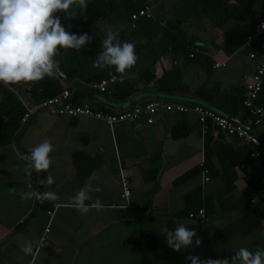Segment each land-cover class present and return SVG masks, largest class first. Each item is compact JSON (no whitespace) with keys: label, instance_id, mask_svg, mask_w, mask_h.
Instances as JSON below:
<instances>
[{"label":"crops","instance_id":"obj_1","mask_svg":"<svg viewBox=\"0 0 264 264\" xmlns=\"http://www.w3.org/2000/svg\"><path fill=\"white\" fill-rule=\"evenodd\" d=\"M252 1L248 13L220 26L198 17L189 9V0H163L154 7L153 17L182 18L194 43L201 47V59L189 63L179 54H158L150 50L152 45H145L147 41L136 36L135 42L144 45L137 55L138 68L150 67L157 76L163 68L170 69L176 60L175 66L182 69L181 81L190 87L185 93H161L153 82L139 81L131 99L133 103L129 101L124 105L126 101L116 102L110 94L97 92L80 79H73L71 83L61 80V83L69 88L71 96L76 94L79 103L87 102L94 108L111 111L147 99L194 104L203 101L194 93L203 84L208 87L219 84L220 89L225 90L235 84L243 85L250 64L239 48L253 24L264 16V0ZM229 2L239 3L237 0ZM160 37L152 39L151 44L157 43ZM205 58L212 65L214 62L224 65L211 66L207 73L202 65ZM33 85L37 82L21 84L18 89L29 107L34 103L29 93ZM111 103L122 105L112 106ZM232 117L252 127L257 139L254 146L264 149V124L253 127L243 108ZM177 125L187 129L182 137L172 135V128ZM210 136L212 171L210 180L204 182L198 167L206 157L205 136L193 111L161 113L153 124L118 122L112 125L87 116L68 118L47 111L33 114L13 133L9 142L0 143V264H191L186 259L189 255L201 260L229 258L230 264H239L231 260L239 248L252 252L264 249V177L255 191V207L249 206L252 192L246 178L259 157L249 155L240 164L231 166L234 161L225 157L226 152L241 146L242 141L215 132ZM45 139H50L55 146L51 153L53 164L47 173L33 172L31 182L34 190L53 191L60 199L43 203L34 198L21 199L19 193L32 190L23 172L26 162L22 156ZM76 152L85 154L93 164L85 183L77 176ZM193 170L189 179L174 184L179 176ZM49 174L55 180L53 185L45 183L43 186L37 182ZM123 178L130 182L128 197L121 196ZM88 184L102 189L92 195L101 199L104 208L81 215L74 208L72 197ZM199 187L203 195L210 193L215 198L216 214L204 224L186 213L188 209L194 211L191 208L196 203V198L188 203L187 196ZM181 223L197 232L202 241L199 247L195 246L196 237L186 250L177 252L168 247L163 230H174ZM137 227L156 236L152 249L148 248V239H142L140 251H132ZM42 236L46 237V247H34L33 253L27 256L21 252L22 245L40 240Z\"/></svg>","mask_w":264,"mask_h":264},{"label":"trees","instance_id":"obj_2","mask_svg":"<svg viewBox=\"0 0 264 264\" xmlns=\"http://www.w3.org/2000/svg\"><path fill=\"white\" fill-rule=\"evenodd\" d=\"M189 1V9L196 12L198 17L209 19L213 26H220L225 21L232 18H241L248 13L253 5L252 0H237L239 2L237 4L230 3L229 0ZM144 3V0H90L87 1L83 11L81 10L82 7H79L69 32L76 33L77 35L87 33L93 37V41L92 43L85 45L79 51L73 49L61 50L60 55L58 56L60 69L68 77L72 79H80L85 83L98 81L106 75V69H96L92 67V63L100 52L102 41L105 38L100 30V24L106 18L114 14L120 7H123L125 10L126 25L119 30V38L122 42L127 41L134 43L137 55L144 46L135 42V37L139 36L140 39L147 41L145 45H152L150 46V50L153 52H158V54L166 52L175 53L182 55V57L189 63L199 62L201 59V53H195L193 57H189L193 46L201 47L199 44L194 43V38L189 35L187 28L183 24L182 18L162 20L159 17H141L137 20L134 29L129 28V18L131 13L141 8ZM58 15L60 16L61 23L65 26L70 17V13H58ZM159 35H161V37L158 42L151 44L150 41ZM202 65L207 73H210L209 71L212 66L210 60L207 58L203 59ZM181 74V67L173 65L170 69L163 68L156 76L150 71V67L139 70L136 63V65L130 70L128 76L123 77V81L116 83L112 87L110 95L116 102L130 101L133 103V100L131 99H133L132 97L137 90V84L139 81L145 84L153 82L157 91L161 93H185L190 90V87L181 81ZM61 80L63 79L57 75L56 77H45L43 80L37 82V85H33L29 90L31 100L34 102H40L61 92L64 89ZM18 89L19 85L5 87L0 84V143L9 142L13 133L22 126L21 118L26 112V108L20 100L19 93L17 92V94L15 92V90L18 91ZM243 89V85L239 84L232 85L228 90L220 89L219 84H215L212 87L203 84L197 87L194 90V93L207 104L216 107L226 114L234 116L239 108H242L241 102ZM71 99L75 103L80 102L78 101L76 94H74ZM153 100L156 99H147L138 104H144ZM258 102L264 105V86H262ZM252 126L254 127V124H252ZM185 129L186 128L181 127V125L173 127V137H182L187 132V129ZM204 136L206 147V157L204 162L209 168V173L211 174L212 167L210 166L211 162L209 160V143L211 142L212 137L210 136V133H207ZM223 145L230 147V145L228 146L225 143ZM253 150H258L259 159L253 166L251 172L246 175V178L251 192L255 193L261 184V178L264 177V149L256 148L254 144H246L245 142H242L241 146L235 149L230 148V150L226 152L227 155H225V157L228 156L230 159H233L234 162L231 163V166H235L240 164L245 158L249 157ZM74 163L80 182L85 183L90 175L89 173L93 169L91 159L81 152H76L74 153ZM86 167L87 170L85 171ZM200 170V167H198L199 172ZM194 172V170L187 171L175 179L174 184H180L186 181L192 176V174H194ZM150 177L153 178L154 174L150 175ZM200 192V187L190 192L187 196V201L190 203L191 200L196 198L195 207H192L191 209L196 211L198 208L203 207L209 221V219L216 214L214 206L215 198L210 193L203 195L202 192ZM219 201L220 200H218V202ZM223 208L225 207L223 206ZM189 211L190 209L186 212L187 216L190 212H193ZM134 232L135 234L132 240L133 252L140 251L142 239H148L149 249H152L155 246L156 242L154 241L156 240V236L154 234L145 233L140 227L135 228Z\"/></svg>","mask_w":264,"mask_h":264},{"label":"clouds","instance_id":"obj_3","mask_svg":"<svg viewBox=\"0 0 264 264\" xmlns=\"http://www.w3.org/2000/svg\"><path fill=\"white\" fill-rule=\"evenodd\" d=\"M87 0H0V84L5 87L26 83H36L45 77H56L60 73V64L56 59L61 50H81L92 43L93 37L87 33H72L61 23L58 13H70L74 17L76 8L85 7ZM119 30L109 28L102 41L100 52L92 63L96 69L114 68L115 72L127 77L136 65L138 56L135 44L121 41ZM55 146L50 139H45L22 156L26 163L23 172L29 180L28 187L32 190L19 193L21 199H35L41 203L58 201L59 196L53 191L34 190L31 176L33 172L47 173L53 164L51 153ZM39 184L51 186L55 183L52 175L37 181ZM102 189L91 184L80 188L72 197L74 208L81 214L90 210L100 211L104 204L93 193ZM91 201V203H86ZM168 247L174 251L186 250L193 245L199 247L202 241L195 230L188 225L178 224L174 230L164 229ZM34 247H46L43 239L28 241L21 246V252L27 256L33 253ZM186 259L191 264H230L229 258L201 260L200 257L189 255ZM232 261L239 264H264V249L255 252L241 247L236 250Z\"/></svg>","mask_w":264,"mask_h":264},{"label":"built area","instance_id":"obj_4","mask_svg":"<svg viewBox=\"0 0 264 264\" xmlns=\"http://www.w3.org/2000/svg\"><path fill=\"white\" fill-rule=\"evenodd\" d=\"M162 1L163 0L145 1L141 8L131 13L129 28L134 29L137 20L141 17L152 18L154 16V7ZM239 50L244 53L250 64V70L244 75L241 106L244 111L248 113L247 115L251 118L254 125H261L264 124V105L260 104L258 101L262 86H264V16L260 17L253 24L252 29L246 34L241 43ZM195 53H202L201 48L193 46L189 57H193ZM173 64L176 65L177 61H173ZM222 65H224V63L214 62L212 67L216 68ZM105 69L107 71L106 75L98 81L90 82L89 86L97 92L109 95L111 94L112 87L116 83L123 81L124 78L116 73L114 68ZM15 92L17 93L18 91L15 90ZM71 97V92L68 87L48 99L34 102L31 107L20 97V100L26 108V112L21 118L22 126L33 114L39 111H47L51 114L68 118L87 116L101 120L108 125L118 122L153 124L156 116L161 113L175 112L183 114L193 111L197 115L200 131L203 135L215 132L227 137L240 139L246 144H254L257 142L254 134L242 124L200 103L186 104L180 101L156 99L144 104H134L119 111H111L94 108L87 102L75 103ZM251 156L258 158L259 153L253 151L251 152ZM199 167L201 169L200 173L203 176V181H209V168L206 166L204 160L199 163ZM122 186L123 190L121 196L128 197L131 193L129 180L123 178ZM256 196L257 193H252L249 199L250 207H255ZM47 212L50 214L51 210ZM188 217L197 220L201 224L208 221L203 207L190 212ZM48 231L49 229L47 228L46 232ZM41 239L45 241L46 237L42 236Z\"/></svg>","mask_w":264,"mask_h":264},{"label":"rangeland","instance_id":"obj_5","mask_svg":"<svg viewBox=\"0 0 264 264\" xmlns=\"http://www.w3.org/2000/svg\"><path fill=\"white\" fill-rule=\"evenodd\" d=\"M125 25V10L123 7H120L114 14L102 21V23L100 24V30L105 36L109 28L113 30H121L125 27ZM141 56L144 59L145 53Z\"/></svg>","mask_w":264,"mask_h":264},{"label":"water","instance_id":"obj_6","mask_svg":"<svg viewBox=\"0 0 264 264\" xmlns=\"http://www.w3.org/2000/svg\"><path fill=\"white\" fill-rule=\"evenodd\" d=\"M74 7L76 8L75 13H74V15H75L76 12H77V10H78V8H79V6H74ZM70 15H71V14H70ZM74 17H75V16H74ZM74 17H69V18H68V21H67V23H66V25H65V28H66L67 31L70 30V27H71V24H72V22H73V20H74ZM56 59L58 60V57H57ZM60 73H61V74H59V76H60L61 79H63V80L66 81V82H69V83L72 82L73 79L70 78V77H68V76H67V75H66L61 69H60ZM128 103H129V101H126V102H124L123 104L126 105V104H128ZM197 103H200V104H202V105H205V106H207V107H209V108L215 110V111L218 112L219 114H221V115H223V116H225V117H228V118L232 119L233 121H235V122H237V123L242 124L244 127H246L249 131H251V132L254 134V132H253V130H252V127L247 126V125L241 123L240 121H238L236 118L232 117L231 115L226 114L225 112H223V111L217 109L216 107L211 106V105H209V104H207V103H205V102H203V101H197ZM111 105H112V106H121L122 104H121V103H119V104H118V103H117V104H116V103H111ZM254 136H256V135L254 134ZM257 137H258V136H257Z\"/></svg>","mask_w":264,"mask_h":264}]
</instances>
